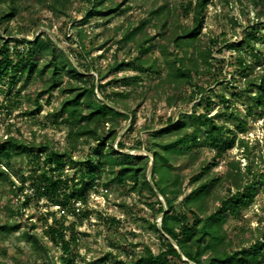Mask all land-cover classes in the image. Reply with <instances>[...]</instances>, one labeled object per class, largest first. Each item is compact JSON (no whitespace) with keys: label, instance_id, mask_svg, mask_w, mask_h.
<instances>
[{"label":"trees","instance_id":"trees-1","mask_svg":"<svg viewBox=\"0 0 264 264\" xmlns=\"http://www.w3.org/2000/svg\"><path fill=\"white\" fill-rule=\"evenodd\" d=\"M87 1L81 19L73 20L78 47L74 51L58 44L60 39L49 31L52 24L41 17L45 10L55 19H69L74 0H0V113L9 112L16 98H26L35 106L27 111L33 115L42 109L41 97L47 95L49 103L58 90L63 97L50 116L53 123L65 127L68 140L64 148L56 149L48 142H26L9 134L0 137V178L10 181L13 193L23 192L27 181L30 187L12 213L24 216L23 207L41 199L62 211L46 210L45 221L48 217L52 221L41 233L34 222L22 226L16 220H0V232L20 230V238L32 248L30 258L19 250L11 261L0 264H75L72 250L77 237L69 233L73 224L65 221L72 201H85L94 181L135 193L151 210L148 225L159 242L157 250L144 245L124 258L108 252L103 264H264V226H227L264 194V153L255 161L250 153L257 144L251 146L244 136L249 117H261L264 111V51L257 46L264 43V0H222L255 12L253 24L231 20L233 27L243 28L235 40L226 38L225 32L221 36L204 32L206 10L213 0H182L177 5L162 0L147 3L141 18L113 26L118 40L114 42L111 35L99 44L93 41L97 34L88 38L85 24L94 18L97 26L110 29L109 23L126 15L139 0ZM14 20L46 28L32 38L17 37L15 33L26 31L21 24L11 25ZM114 43L124 55L114 51L105 66L98 64L101 54L92 52ZM224 50L231 51L230 57L215 55ZM20 83L24 87L13 95ZM146 101H163L179 112L158 127L145 125L146 137L127 147L125 137ZM205 144L213 148L214 157L193 167L199 159L197 147ZM235 144L245 163L233 157L226 160L222 172L213 171L217 159ZM142 147L152 158L125 151ZM14 155L28 157L33 166L21 173L20 186L11 177ZM185 167L191 169L189 192ZM161 213L159 227L156 218ZM53 247L59 249L57 258Z\"/></svg>","mask_w":264,"mask_h":264},{"label":"rangeland","instance_id":"rangeland-1","mask_svg":"<svg viewBox=\"0 0 264 264\" xmlns=\"http://www.w3.org/2000/svg\"><path fill=\"white\" fill-rule=\"evenodd\" d=\"M162 0H139L137 3L132 4V8L126 15L114 18L109 23L110 29H104L96 24L94 18H92L84 29L88 38L97 34V40H93L96 44L109 36H113V41L119 39V35H114L111 28L115 25L127 24L131 20H137L145 15L146 4L160 2ZM164 1V0H163ZM169 4L177 5L182 0H165ZM206 10L205 27L204 32H209L213 35H220L225 32L226 38L235 40L240 38V32L243 28L233 27L231 20L238 19L242 25L253 24L255 12L252 8L242 11L240 6L236 4H224L222 0H213ZM89 6L87 0H74L71 8V16L69 19H55L47 11L41 12L43 22L46 24H52L49 31L60 39L59 45L66 49H73L78 51L77 42L74 40V30L72 28L73 20H80L84 14L85 9ZM28 14V12H26ZM249 18V19H248ZM21 24L23 30L26 33H15V36L32 38L35 34H38L40 30L46 28L41 26L39 29L36 25H29L28 22H22L21 20H14L11 25L15 28ZM264 33V28H262ZM87 46L90 47L89 40H86ZM258 49L264 51V43L258 42ZM95 49L92 52L93 56L100 55L96 62L98 64H105L113 58L112 55L116 51L119 56L124 55L123 49H117V43L112 44L109 49ZM117 49V50H116ZM231 51L224 50L223 53H216V56L230 57ZM131 73V72H130ZM96 75V72L94 73ZM122 73H118L121 75ZM113 75L107 77L106 80L112 78ZM230 77V74H228ZM201 82L208 80L203 79ZM24 86L22 83L13 88L14 92L21 90ZM28 86L25 90L21 91L25 94L29 89ZM111 88L109 87V90ZM63 97L60 91L55 90L50 97V102L47 103V95L41 97L42 109L38 113L29 114L28 110H34L35 106L32 101L26 98L17 99L12 101L11 110L9 112L0 113V137L5 134L14 135L17 138L26 142L43 143L48 142L51 148L62 149L67 145L66 129L62 125H58L52 122L50 113L56 108ZM3 95H0V101ZM15 100V97H14ZM186 106L185 109H189ZM184 109V108H183ZM219 107L212 109V112H216ZM179 112L178 108H167L163 101H159L156 104H152L150 101H146L138 108L137 121L133 125V129L125 137L127 147L133 146L139 138L146 137V126L153 125L155 127L163 124L170 116H176ZM222 121L232 128L234 125L231 121L222 119ZM130 123H127L125 129L129 127ZM248 132L244 135L250 142L251 146L256 145L251 157L255 161H259V153H264V111L261 117L250 116L248 120ZM238 136H243L238 133ZM258 141V142H257ZM199 152V159L195 162L193 167H196L202 160L211 161L214 157V150L209 144H205L197 147ZM87 150V148H85ZM126 152H138L146 153L147 151L142 147L141 150H129ZM78 154H81L79 152ZM240 159L242 164L245 163V159L242 158V150L236 147V144L228 149L222 158L217 159L219 164L213 167V171L222 172L225 169V162L230 158ZM11 177L14 180L16 186H20V175L22 172L26 173L33 169V166L28 163V157L14 155L11 159ZM13 170V172H12ZM66 174H71V169L66 167ZM184 172L189 174L185 181V190L189 192L190 185V168L185 167ZM15 187L9 180H2L0 178V220L17 221L22 226H30V222L36 224L35 230L39 233L42 232V228L47 222H51L52 218L48 217L46 220V210H55L57 214L62 213L57 205H48V203L41 199L39 203L35 200L28 206L23 207L22 212L24 216L19 214H13L12 210H15L23 202L24 193L30 192L29 181L25 185L23 192L13 193ZM160 200L166 206L163 197L159 196ZM71 209L68 212V217L65 224H73V229L69 233H74L77 237L76 243L73 245V254L75 264H103L102 260L105 258V254L113 252L118 258H124L129 252L141 249L144 245H149L153 250H157L159 242L156 234L153 233L148 225V221L152 220L151 210L143 205L138 196L135 193L129 191L128 187L109 185L102 187L100 183L93 182L88 188L85 196V201H72ZM28 217V218H27ZM114 218V221L109 219ZM160 215L157 216L158 221ZM147 219V220H146ZM251 226L255 228L257 226H264V194L258 195L254 203L248 210L244 211L241 219H232L227 226L234 227L235 225ZM20 230H15L12 233L5 234L0 232V262H9L12 257L21 250L24 257L30 258L32 248L29 244L20 238ZM68 234V233H67ZM48 244H51L48 242ZM52 253L57 258L59 256V249L53 247ZM32 261V260H30Z\"/></svg>","mask_w":264,"mask_h":264},{"label":"water","instance_id":"water-1","mask_svg":"<svg viewBox=\"0 0 264 264\" xmlns=\"http://www.w3.org/2000/svg\"><path fill=\"white\" fill-rule=\"evenodd\" d=\"M145 154H148L151 158H152V155L150 154V153H148V152H146ZM151 171H152V166H150V168H149V171H148V178L149 179H151ZM156 190V189H155ZM156 192L158 193V191L156 190ZM162 216H163V213H161L160 214V218H159V220L157 221V224H158V226L160 227V225H161V218H162ZM165 236L167 237V238H169L166 234H165ZM171 241H172V243L176 246V248H177V245H176V243L172 240V239H170ZM180 253H181V251H179ZM182 254V253H181ZM182 258L184 259V260H187V258L186 257H184L183 255H182ZM191 264H194V263H191Z\"/></svg>","mask_w":264,"mask_h":264}]
</instances>
